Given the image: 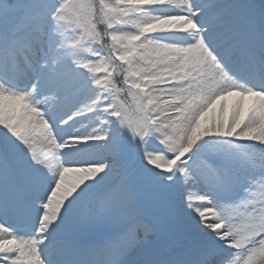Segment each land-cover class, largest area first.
Returning a JSON list of instances; mask_svg holds the SVG:
<instances>
[{
    "label": "snow or ice",
    "instance_id": "obj_1",
    "mask_svg": "<svg viewBox=\"0 0 264 264\" xmlns=\"http://www.w3.org/2000/svg\"><path fill=\"white\" fill-rule=\"evenodd\" d=\"M0 264H264V0H0Z\"/></svg>",
    "mask_w": 264,
    "mask_h": 264
},
{
    "label": "trees",
    "instance_id": "obj_2",
    "mask_svg": "<svg viewBox=\"0 0 264 264\" xmlns=\"http://www.w3.org/2000/svg\"><path fill=\"white\" fill-rule=\"evenodd\" d=\"M121 80H122L121 77H117V82H118V84L120 83ZM121 86H122V85H121Z\"/></svg>",
    "mask_w": 264,
    "mask_h": 264
}]
</instances>
